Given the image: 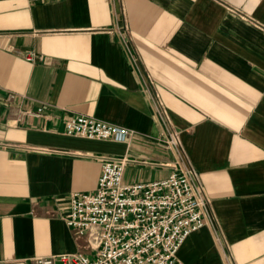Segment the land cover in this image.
<instances>
[{
  "label": "crops",
  "instance_id": "1",
  "mask_svg": "<svg viewBox=\"0 0 264 264\" xmlns=\"http://www.w3.org/2000/svg\"><path fill=\"white\" fill-rule=\"evenodd\" d=\"M74 116L134 134L68 136ZM101 156L128 158L125 185L198 175L211 219L181 264H264V0H0V264L94 256L64 218Z\"/></svg>",
  "mask_w": 264,
  "mask_h": 264
},
{
  "label": "built area",
  "instance_id": "2",
  "mask_svg": "<svg viewBox=\"0 0 264 264\" xmlns=\"http://www.w3.org/2000/svg\"><path fill=\"white\" fill-rule=\"evenodd\" d=\"M38 1V0H33ZM33 64L45 57L25 54ZM14 99V95L9 97ZM46 107L33 115L40 117ZM169 112H158L168 126L160 144L182 165L185 153L180 132L171 127ZM65 134L89 140L127 142L133 132L93 117H70ZM102 172L93 193H74L64 221L77 234L88 236L93 257L82 253L37 258L36 264H181L178 252L194 232L211 219L198 175L188 167L149 184L125 185L127 157H98ZM186 163V162H185Z\"/></svg>",
  "mask_w": 264,
  "mask_h": 264
}]
</instances>
